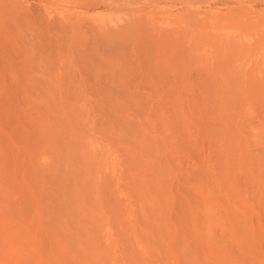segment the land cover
<instances>
[{
  "label": "rangeland",
  "instance_id": "1",
  "mask_svg": "<svg viewBox=\"0 0 264 264\" xmlns=\"http://www.w3.org/2000/svg\"><path fill=\"white\" fill-rule=\"evenodd\" d=\"M219 9L187 85L126 53L100 90L54 7L0 0V264H264V6Z\"/></svg>",
  "mask_w": 264,
  "mask_h": 264
},
{
  "label": "bare ground",
  "instance_id": "2",
  "mask_svg": "<svg viewBox=\"0 0 264 264\" xmlns=\"http://www.w3.org/2000/svg\"><path fill=\"white\" fill-rule=\"evenodd\" d=\"M37 1L48 9L51 7L55 8L56 18L54 20H64V25L69 29V32L75 33V41L72 44L79 43L82 47L95 52V55L98 56L99 61H101L100 66L105 69V72L101 74L102 77L95 79L97 84L95 83L94 86L98 85L95 88L100 90L108 86L119 88L129 83L123 78L124 72H120L122 68L121 58L126 53H131L135 61L137 60L143 66V73L144 71H152L156 74L163 72L165 73L162 76L164 84L178 83L183 86L187 85L188 77L184 70L194 63L198 65L201 61L198 60L199 58H193V51L196 48H202L204 45L214 51L218 49V44L209 42L206 30L203 29L204 24L198 20H220V13L208 16L204 12L202 13L203 18H200L198 10L203 7L213 6L219 9L224 4L243 5V2L252 3L255 6H264V0ZM18 5L19 3L15 4V6ZM77 8L83 9L85 12L79 13L75 10ZM101 9L111 11V16H98L95 18L88 16L89 11ZM152 17L159 18V20H180L182 25L185 24L188 27V31H157L156 35H152L150 29L142 26V20H150ZM102 20L108 21L106 23ZM128 31L129 35L127 36L126 32ZM259 44L261 47L264 46V40L258 38L253 41V46H259ZM152 47L154 53L149 56ZM108 53H111L112 56H108ZM147 57L152 58L146 60ZM151 65L156 68H151ZM162 66H166L167 70L162 69ZM80 73V81L86 85L85 80L88 79L84 78L82 72ZM158 95L160 96L159 93ZM101 96V101L105 103L106 100L114 102L118 99L117 95H108L107 91H103ZM135 96L137 95L132 93L128 97L134 98ZM118 141L124 142L122 138H119ZM185 261L190 263L189 260Z\"/></svg>",
  "mask_w": 264,
  "mask_h": 264
}]
</instances>
